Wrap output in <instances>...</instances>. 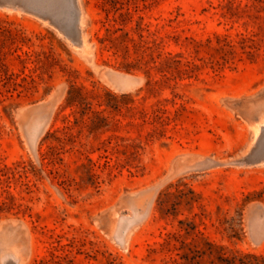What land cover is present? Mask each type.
Listing matches in <instances>:
<instances>
[{"label": "rangeland", "instance_id": "rangeland-1", "mask_svg": "<svg viewBox=\"0 0 264 264\" xmlns=\"http://www.w3.org/2000/svg\"><path fill=\"white\" fill-rule=\"evenodd\" d=\"M6 1L0 264H264V0Z\"/></svg>", "mask_w": 264, "mask_h": 264}, {"label": "bare ground", "instance_id": "bare-ground-1", "mask_svg": "<svg viewBox=\"0 0 264 264\" xmlns=\"http://www.w3.org/2000/svg\"><path fill=\"white\" fill-rule=\"evenodd\" d=\"M3 1V0H2ZM9 1V0H8ZM8 1H6V3H8ZM14 1V0H13ZM19 1V0H18ZM21 1H24V2H26V3H31V4H39V5H46V6H51V5H53V4H58V3H60L61 2V0H21ZM63 2V1H62ZM11 3V2H10ZM15 3V2H14ZM25 3V4H26ZM74 3H77L78 4V8L81 10V8H80V3H79V0H74ZM20 5H22L23 6V4H20ZM75 5V4H74ZM32 6V5H31ZM77 6V5H76ZM30 9V8H29ZM77 10V9H76ZM79 11V10H78ZM50 12V11H49ZM80 12V11H79ZM37 13V12H36ZM36 13H34L36 16H38V14H36ZM40 13H42V12H39V14ZM43 14H44V12H43ZM57 14V13H56ZM59 14V13H58ZM57 14V17H59V15ZM68 14V13H67ZM81 14V16H80V24H81V17H82V13H80ZM66 15V14H65ZM39 17V16H38ZM43 17V16H42ZM42 17L40 16V19H42ZM45 17V16H44ZM72 18V17H71ZM63 20V19H62ZM45 21H47V20H45ZM52 21V20H51ZM65 21V20H64ZM72 21H73V19H72ZM54 23V22H53ZM56 23V22H55ZM58 24V23H57ZM54 25V24H53ZM73 24H71V26H72ZM57 26V25H56ZM57 28H58V26H57ZM61 27H59L58 28V30L60 29ZM66 28V27H65ZM62 33H64V32H62ZM71 33V32H70ZM69 33V34H70ZM73 33V32H72ZM71 33V34H72ZM65 35H66V33H65ZM71 37V36H70ZM72 38V37H71ZM70 38V39H71ZM72 40V39H71ZM257 126L261 129V128H263V126H264V120L262 121V122H260L259 124H257ZM259 129V130H260ZM259 132V131H258ZM258 132H256V135L258 134ZM264 134V133H263ZM257 139H258V137H257ZM258 142H259V140H258ZM256 143V142H255ZM261 146H262V143L260 144ZM263 148V147H262ZM251 151V150H250ZM260 151V150H259ZM248 153H249V151H248ZM262 153V152H261ZM251 154V153H250ZM259 154V153H258ZM254 157V156H253ZM257 157V156H256ZM259 158L261 157V156H258ZM241 160V159H240ZM250 162V160H249V158L247 159V162ZM238 164L240 165V163H239V161H238ZM248 164H250V163H248ZM2 253V252H1ZM5 253V252H4ZM3 253V254H4ZM3 258V257H2ZM11 263H13V262H11Z\"/></svg>", "mask_w": 264, "mask_h": 264}, {"label": "water", "instance_id": "water-1", "mask_svg": "<svg viewBox=\"0 0 264 264\" xmlns=\"http://www.w3.org/2000/svg\"><path fill=\"white\" fill-rule=\"evenodd\" d=\"M79 19H80V15L78 13L77 16H76V26H77L76 32H78V33H80V28H81V24H80V20ZM10 264H17V262H13V263H10Z\"/></svg>", "mask_w": 264, "mask_h": 264}]
</instances>
